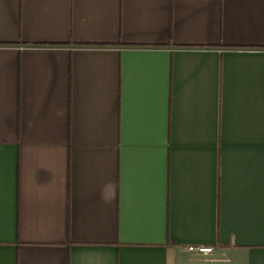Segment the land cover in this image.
Wrapping results in <instances>:
<instances>
[{
    "label": "crops",
    "instance_id": "crops-1",
    "mask_svg": "<svg viewBox=\"0 0 264 264\" xmlns=\"http://www.w3.org/2000/svg\"><path fill=\"white\" fill-rule=\"evenodd\" d=\"M0 264H264V0H0Z\"/></svg>",
    "mask_w": 264,
    "mask_h": 264
},
{
    "label": "built area",
    "instance_id": "built-area-1",
    "mask_svg": "<svg viewBox=\"0 0 264 264\" xmlns=\"http://www.w3.org/2000/svg\"><path fill=\"white\" fill-rule=\"evenodd\" d=\"M187 250L196 253L198 255H204L209 257L213 253L212 247H205V246H188Z\"/></svg>",
    "mask_w": 264,
    "mask_h": 264
}]
</instances>
